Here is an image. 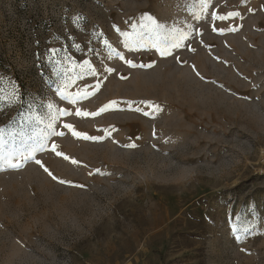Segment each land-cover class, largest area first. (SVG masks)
<instances>
[{
    "label": "rangeland",
    "instance_id": "obj_1",
    "mask_svg": "<svg viewBox=\"0 0 264 264\" xmlns=\"http://www.w3.org/2000/svg\"><path fill=\"white\" fill-rule=\"evenodd\" d=\"M49 123L56 179L0 160V264H264V0H0L4 151Z\"/></svg>",
    "mask_w": 264,
    "mask_h": 264
},
{
    "label": "snow or ice",
    "instance_id": "obj_2",
    "mask_svg": "<svg viewBox=\"0 0 264 264\" xmlns=\"http://www.w3.org/2000/svg\"><path fill=\"white\" fill-rule=\"evenodd\" d=\"M213 15L215 16V14H213ZM229 15H238V13H230ZM146 18H147V20L151 21L153 25H155L156 27H159V24L156 22V20L153 17L148 16ZM215 18L220 19V20L225 19L224 16H216ZM218 31H223V30L218 29ZM125 35L129 36L128 33H125ZM179 46H180L179 43L173 45V47H179ZM164 54H166V52L162 50L161 55H164ZM121 58H123V57H121ZM84 64L88 65V62L85 61ZM129 64H131L130 61H129ZM87 71H90L93 75H95L94 69H91L90 67H88ZM108 71H112V70L109 69ZM90 87H92V86H85V89L82 92H78L75 96H73L70 93H66L64 90H61L59 94H60L61 99L67 100L71 104H76L78 101L88 98V96H89L88 88H90ZM18 99H19V97H18V95H16L15 90H14L13 95H12V99L9 102L14 103ZM110 103L115 104L116 101H112ZM128 103H129V105H131V103H134V102H128ZM142 103L146 104L148 108L152 109V111L151 112L143 111L140 108H136L135 111H137V112L143 111V115H145V116L153 115L155 112L161 111L159 105H154L149 101H144ZM51 107L52 106L49 105V108H51ZM107 110H108L107 106L100 108L97 112H94V113H88L87 111H81L80 109H77L75 112V115L80 116V117H86L89 115L96 116V115H99L101 112H104ZM69 115H72V113L69 110L57 109V117H64V116H69ZM55 119H56V117L53 118V120H55ZM47 127L49 129V133L47 136H44L40 139H31L30 138L31 143L26 142L23 139H21L19 147L15 143H12L11 147L7 148L6 152L4 151V149L7 147L6 140H5L6 130L4 128H0V160H2L4 163H6L7 166L10 168H19L27 160L35 159L36 153L44 151L47 149L48 145H47L46 141L48 140V138L50 136H63L65 134L62 131L61 132L56 131L54 123H49L47 125ZM63 127L65 129L72 130V135L77 137V138H83L85 140H93V141L102 139V137L89 136L86 133L75 131L74 126L71 124H64ZM9 135L11 136L12 141L16 140L17 134L10 133ZM126 146L127 147H135L134 144L126 145ZM56 148H57V145L53 144L51 150L53 152H55L57 156H63V158L66 160L71 159L70 157L64 155L62 152H56ZM71 162L73 164L78 163V161H76L75 159H71ZM35 163H37L38 165L43 167L44 170L46 172H48V174L50 176H52L53 179H56V177L43 165V163L40 160L35 159ZM60 182L65 183V181H60Z\"/></svg>",
    "mask_w": 264,
    "mask_h": 264
}]
</instances>
